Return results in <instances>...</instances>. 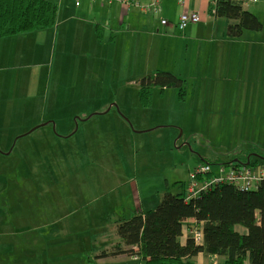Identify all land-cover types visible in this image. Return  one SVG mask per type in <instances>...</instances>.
<instances>
[{"label":"rangeland","instance_id":"1","mask_svg":"<svg viewBox=\"0 0 264 264\" xmlns=\"http://www.w3.org/2000/svg\"><path fill=\"white\" fill-rule=\"evenodd\" d=\"M33 48L21 60L18 46L0 72V264H93L116 239V222L161 201L167 188L187 189L199 167L220 176L252 148L264 164V95L252 94L246 108L223 91L195 95L189 83L184 99L178 89L156 87L145 102L140 85L150 75L132 79L135 86L123 82L120 111L39 128L62 117L75 90L60 89L68 79L47 65L51 55L33 60ZM102 84L92 102L110 96L111 82Z\"/></svg>","mask_w":264,"mask_h":264},{"label":"crops","instance_id":"2","mask_svg":"<svg viewBox=\"0 0 264 264\" xmlns=\"http://www.w3.org/2000/svg\"><path fill=\"white\" fill-rule=\"evenodd\" d=\"M50 1L57 6V19L52 28L0 38V72H3L4 63L18 56V46L22 48L20 59L24 60L28 58L26 49H30L31 44H34V48L39 45L41 49L35 51L33 48L31 54L36 53L33 60L40 59L41 55L46 58L51 55L47 65H51V70L57 66V75L68 79L62 82L60 89L75 90L62 107V117L55 114L51 118L53 121L44 120L39 128L52 123L54 126L74 125V117L86 120L114 107L120 111L122 106L119 99L123 97L124 81L128 85L133 82L132 86H135L132 79L163 70L177 74L186 81V85L194 84L188 86V91L193 87L195 95L197 91L201 94L206 92L209 96L215 90L223 91V97L236 95L234 97L240 99L238 104L243 99L246 108L252 104V94L259 97L264 95V0H229L241 3L244 10L251 12L262 25L259 31L245 30L237 39L228 36L232 21L210 13V6L221 0H160L159 14L152 13L149 8L154 0H135V4L129 7L117 2L102 4L82 1L77 7L76 0ZM189 12L198 13L203 21L181 31L178 28L179 17L181 13ZM163 19L169 22L167 26L161 24ZM11 46L16 48V55L10 51ZM103 82H111L108 88L110 96L92 102L91 99L103 92ZM81 91H84L82 96ZM87 97L88 105L81 101ZM81 107L84 110H78ZM69 134H72V130L67 129L63 135ZM247 151L248 163H252V157L259 159L260 154L256 149ZM238 160L241 159L234 156V163ZM232 164L223 165V168H231ZM189 187L173 194L185 193L188 196ZM159 202L158 199L150 205L143 204L135 214L152 210L151 207L154 209ZM135 214L131 209L127 218L116 222V227ZM193 224L192 220L184 224L183 244L190 234L201 237L196 227L189 229ZM236 231L241 235L247 234L242 226H236ZM115 237L99 252L93 264H146L137 255V247H126L117 233ZM200 241L201 238L197 243L200 244ZM117 246L133 250V254H112ZM103 253L109 255L102 256ZM193 261L196 264L224 262L217 256L206 257L204 254H199ZM244 264H250L249 260Z\"/></svg>","mask_w":264,"mask_h":264},{"label":"trees","instance_id":"3","mask_svg":"<svg viewBox=\"0 0 264 264\" xmlns=\"http://www.w3.org/2000/svg\"><path fill=\"white\" fill-rule=\"evenodd\" d=\"M210 13L233 22L228 27L231 39L240 38L245 30L259 31L262 27L251 12L234 1H218L210 6ZM56 19L57 6L50 0H0V38L52 28ZM185 85L180 77L158 71L141 80L142 99L148 102L156 87L178 89L183 97ZM258 158L249 166H259ZM248 162L238 160L224 166ZM211 173L214 174L212 169ZM211 173L196 176L209 180ZM189 220L194 221L189 229L196 227L201 232L200 244L194 234L182 243L183 226ZM236 226L244 227L247 234L238 233ZM117 235L126 247H137V255L146 264H196L193 259L199 254L217 256L223 259L222 264H244L247 260L250 264H264V185L257 191L245 192L218 184L189 201L185 193L173 194L167 188L156 208L120 223ZM122 253L133 254V250L117 246L112 254Z\"/></svg>","mask_w":264,"mask_h":264},{"label":"built area","instance_id":"4","mask_svg":"<svg viewBox=\"0 0 264 264\" xmlns=\"http://www.w3.org/2000/svg\"><path fill=\"white\" fill-rule=\"evenodd\" d=\"M82 1L100 2L102 4H111L117 2L127 7L135 4V0H76V6L79 7ZM251 1L255 2L257 0ZM159 2L160 0H154V2L150 5L149 8L151 9L152 13L159 14ZM202 21L203 20L198 13H181L178 22V28L181 31H184L190 25L198 24ZM161 24L167 26L169 22L166 19H163ZM210 173L211 167L207 164L195 170V175L205 176ZM220 174V176H216L215 174L211 173V178L209 180H199L193 182L189 187L187 201L197 197L198 194L203 191L210 190L213 186L218 184H229L245 192L257 191L262 185H264V166H259L258 168L253 169L249 165L240 164L229 168L227 171L222 167ZM200 238L201 237L199 234L195 235L196 242H199Z\"/></svg>","mask_w":264,"mask_h":264},{"label":"water","instance_id":"5","mask_svg":"<svg viewBox=\"0 0 264 264\" xmlns=\"http://www.w3.org/2000/svg\"><path fill=\"white\" fill-rule=\"evenodd\" d=\"M249 164V163H248Z\"/></svg>","mask_w":264,"mask_h":264}]
</instances>
